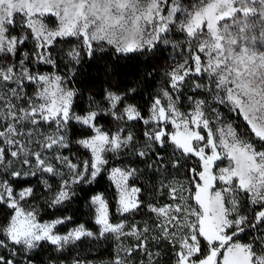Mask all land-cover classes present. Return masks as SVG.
Returning a JSON list of instances; mask_svg holds the SVG:
<instances>
[{
  "label": "snow or ice",
  "instance_id": "snow-or-ice-1",
  "mask_svg": "<svg viewBox=\"0 0 264 264\" xmlns=\"http://www.w3.org/2000/svg\"><path fill=\"white\" fill-rule=\"evenodd\" d=\"M169 32L184 36L188 54L166 73L169 86L153 96L148 118L135 104L118 109L127 94L108 90L104 95L108 108L94 109L97 101L90 99L87 109L76 111L78 90L68 85L85 57L93 60L109 50L124 58L159 55L164 51L161 45L179 46L166 38ZM29 40L32 46L26 48ZM56 44L67 46V51L61 47L54 56ZM61 52L66 61L59 58ZM41 66L54 71L41 70ZM193 75L205 80L194 85L204 90V98L187 97L190 110L182 112L179 96L174 97L171 89L179 92ZM135 91L129 89V93ZM221 106L241 117L245 127L238 130L232 122L225 123ZM101 113L117 121L155 122L157 127L144 132L148 141L161 146L170 141L184 157L196 158L188 169L194 188L169 185L175 203L148 205L159 220L158 234L151 239L172 245L171 264H264V0H195L189 4L182 0H0V204L11 209L0 221V264H35L45 244L62 253L84 238L109 235L117 240L136 238L135 245L123 249L125 256L147 251L148 226L141 230L123 220L112 222L108 201L101 194L91 197L98 231L79 224L62 234L57 226L71 217L41 223L35 208L26 210L20 203L34 195V188L18 192L14 188L22 178L36 177L38 172L59 178L48 201L55 208L72 199L74 185L92 183L109 162L106 153L134 143L131 132L121 135L125 129L114 134L104 131L98 124ZM73 123L91 130L75 141L90 152L79 163L61 151L69 148ZM168 123L175 131L169 133L160 126ZM134 154L142 158L147 152ZM222 158L229 163L217 171ZM178 165L179 160L172 167ZM136 171L111 169L110 178L118 189L115 211L121 216L142 206L137 197L141 190L129 187ZM39 182L52 190L48 179ZM243 203L254 206L250 215L241 214ZM246 231L253 236L241 242L237 237ZM147 254L153 264V254ZM125 256L118 250L108 264H128ZM48 264L65 261L50 259ZM68 264L94 261L77 254Z\"/></svg>",
  "mask_w": 264,
  "mask_h": 264
},
{
  "label": "trees",
  "instance_id": "trees-1",
  "mask_svg": "<svg viewBox=\"0 0 264 264\" xmlns=\"http://www.w3.org/2000/svg\"><path fill=\"white\" fill-rule=\"evenodd\" d=\"M166 37H168V34ZM105 47L107 48L106 45ZM160 47H162V45ZM164 58V52H161L159 55L147 53L144 56L134 55L124 58L111 54L110 50L109 54L103 57L98 56L93 60H89L85 57L82 64L77 66L78 74L72 81V84L77 86L78 90L75 101L77 105L76 110L81 111L82 109H87L90 105V99H95L97 101V105H92V107L99 106L102 103L105 89L112 87L127 92L128 98L136 103L141 110L142 116L146 118L149 100L154 86L160 79L159 67ZM133 88L136 89L135 93H129V89ZM223 110L227 114V117L229 116L238 128L245 127L241 117L237 116L235 113L228 112L224 107ZM98 121L107 123V115L101 114ZM136 122L139 123L140 126L144 124L142 120ZM89 132V129L75 123H73L69 131L71 138ZM249 135L251 134L249 133ZM253 139L255 138L253 137ZM134 148L135 147L131 149L129 147L123 148L119 152L112 153L108 160V164L104 166L101 173L92 183L76 185L73 190L76 194L72 199L55 208H50L48 206L51 193L39 182V179H36V177L31 176L22 178L15 185L20 186L27 183L32 185L34 188V195L30 198L40 207V218L53 217L56 215L72 218L71 221L58 225L57 230L64 231L70 225L77 222H82L87 227L97 230V226L94 224L93 220L94 210L89 200L91 194L101 191L108 201L111 218L117 216L115 212L116 189L107 175L108 165H110L111 162L132 164L137 170L134 181L139 185L141 190L152 191L153 188L151 185H157L158 181L164 178L160 171L157 170L160 164L158 161L167 156L173 157L176 153L175 150L165 145L161 146L155 143L152 152L150 154L147 153L145 157L141 158L134 154L136 152ZM183 166L184 172L191 178V173L188 169L193 167L194 163L189 161L184 163ZM192 188H194L193 184ZM139 196L143 203L144 194L140 193ZM243 207L248 209V214L250 215V209L254 206L244 203ZM140 208L142 209L140 214L135 213L134 215H129L127 218L132 219V216L151 218L152 213H144L143 204ZM9 213H11V209H8L6 205L0 204V221H3L5 215ZM250 236L252 237L253 233L251 231H246L245 233L239 234L237 238L247 239L250 238ZM124 240H128L129 244L121 248L118 240L111 235L107 238L99 239L84 238L82 241H78L75 247L69 246L65 248L62 253L54 252L51 245L45 244L44 248L38 250L35 264H48L50 259L57 262L63 260L65 264H68L73 256L77 254L80 256H87L89 260L94 261V264H108L110 260L114 259V254L118 250L121 256H125L123 249L133 246L136 243V239L131 236H127ZM172 248V245L167 241L157 242L149 237L146 252L137 250L134 251L131 256H125V258L128 260V264H150V259L147 254L150 252L153 254L151 258L153 264H171L173 256ZM156 253H159V256L155 255Z\"/></svg>",
  "mask_w": 264,
  "mask_h": 264
},
{
  "label": "rangeland",
  "instance_id": "rangeland-1",
  "mask_svg": "<svg viewBox=\"0 0 264 264\" xmlns=\"http://www.w3.org/2000/svg\"><path fill=\"white\" fill-rule=\"evenodd\" d=\"M182 2L184 4H189V3H195V0H182ZM46 22L50 23V26H51L50 21H46ZM13 34H16V33H13ZM166 38L173 41L174 43H177L179 46L173 48L172 45H167V46L162 45V47H161L164 49L163 52L165 53V58L162 60L161 66L159 67L160 79L157 81V84L154 86V88L152 90L151 98L149 100V104L147 107L148 112H147L146 118H148V116H149V107L152 103L153 96L155 94L160 93L162 88H167L169 86L168 85V77H167L166 73H168L171 70V68H173L177 63H181L183 61V59L188 54L186 52V45L183 43L184 42V36L182 34L169 32L168 37H166ZM31 46H32V41L29 40L25 47L31 48ZM61 47H64L65 52L67 51V46H64L62 44H56L53 48V55L54 56L57 55V52H59ZM59 58H62V61L67 60V56L64 54V52L60 53ZM41 70L54 71V69H52L50 66H41ZM65 70L66 69H64V67H63V62H61L59 71L61 73H63ZM204 82H205V80H202L199 77L193 75V76L188 77L186 79V82L180 86L179 92H177L175 89H171L174 97L179 96V100L177 101V104H178V107L180 108V111L188 112L190 110V102L187 99V97L194 96L197 99L204 98V90L194 88V85L196 83H204ZM68 86L77 89V86L73 85L72 83H70ZM106 90L116 92L118 94H127V92L120 91V90L114 89L112 87H108L105 89V91ZM29 91H31V89H29ZM127 103H131V104L136 105V103L134 101L130 100L128 98V95H126V99L124 100V102L117 106L118 109H122L124 104H127ZM164 103H167V101L164 100ZM99 107H102L105 109L109 107V104L107 101L104 100V97H103L102 103L99 105ZM93 108L96 109L97 106L93 107ZM219 110L222 113H224V116L226 118L225 123H227L229 121L233 123L232 119L229 116L227 117V114L223 110L222 106L219 108ZM76 111L79 112L78 110H76ZM101 114L106 115L104 113H101ZM107 117H108L107 123L98 121V124L103 128L104 131H107L110 134H114L120 129H125L126 131L122 132L121 135H126L128 132H131L134 136V143L131 146H129L130 149L132 147H135L134 149H136V151L137 150H144L149 154L152 152V149H153L155 143L148 141L147 138L144 136V132L146 130H150L152 128L157 127L158 125L155 122H152L149 125L143 124V126H140L139 123H137L136 121H117V120L113 119V117L110 115H107ZM233 125L236 126L234 123H233ZM160 126H163L165 128V130L169 133L175 131V129L173 128V126L170 123L162 124ZM239 129H243V127L238 128V130ZM139 133H141V134H139ZM90 134H91V130L87 134L78 135V136H74L71 138V134L69 133V136H68L69 148L61 150L63 155L68 156L70 159H72V161L74 163H79L85 159H88L90 157V152L88 150L84 149L83 147H81L80 145L76 144L75 141L82 138L85 135H90ZM165 146L174 150V147L171 145L170 141L166 142ZM175 152L176 153L173 157L167 156L165 158H161L158 161V163H160V164H159L157 170L160 171V173L162 174V177H164V178H161L158 181L157 185H155V186L151 185V187L153 188L152 191L151 190L150 191L141 190L139 185L134 181V177H136V176H133L129 179V187L134 186V187H137L141 190L139 193H137V197L140 201H141L140 196H139L140 193L144 194V202L142 203V201H141V203L143 204V211L145 214H147L148 212L151 213L149 208H148L149 204L165 205V204H169V203H175L169 196V185L179 187L182 184L185 189H188L190 187L192 188V184L190 183L191 178H189L186 175V173L184 172V170H183L184 166L183 165H184V163L189 162V161H192V163H194L196 158L195 157L186 158L178 150H175ZM111 154H112L111 152L106 153L105 158L107 160H109V158L111 157L110 156ZM48 155H51V153H49ZM177 160H179V165L176 168L172 167V164ZM228 163L229 162L226 158H222L221 161H217V164H216L217 171L219 168L227 166ZM16 167L19 168L18 162L16 164ZM115 167H120L122 169H128V168L135 169V167L132 164L121 163V162H111V164L108 165L107 175H108L109 179L111 180V182L113 183V185L116 189V199H115V209H116L117 200H118V189L116 187L115 182L110 178L111 169L115 168ZM25 170H27V169H25ZM62 170L66 171V169H62ZM136 174H137V171H136L135 175ZM28 177H31V176H28ZM36 179H39V180L40 179H48L49 180V183L52 184V190L50 191V193H51L50 199H51V197L53 196V194L56 192V190L58 188L59 178H53V177L49 176L48 174L41 176V174L38 172ZM75 186L76 185L73 186V190H74ZM217 186L218 187L221 186L219 182H217ZM24 187H32V185L29 183L24 184V185H20V186L14 185V188L17 192L21 188H24ZM97 194H101L104 197V199H106L105 195L101 191H97V192H94L93 194H91V196L89 198L90 203H91V197L94 195H97ZM184 195L188 196L189 193L186 191L184 193ZM241 199L243 200L245 198L243 196H241ZM20 203H21V206L23 208H25L26 210H32L33 208H35L37 210V219L41 223L51 221V220H54L56 218L64 217V216L56 215L53 217L40 218L39 217L40 207L37 204H35L31 200L30 197L26 198L24 201H21ZM188 203L194 206L195 202L193 200H189ZM243 205H244V203L241 205V214H248V209H246V207H243ZM92 207L94 210L93 205H92ZM141 211H142V209L140 208L138 211H136L132 214H124L123 216H121L120 214L117 213L116 214L117 216L115 218H112V222L115 223V222H120L121 220H123L127 226H131V225L135 224L141 230L147 225L149 228V233L147 234L148 237L151 238L155 234L157 235L158 230L156 229V224L159 223V220L157 219V217L154 213H152L151 218H148V217H146V218L142 217L141 218L138 216H132V219L127 218L129 215H134L135 213L140 214ZM79 224H83V223L77 222V223L70 225L64 231H59V230L58 231L62 234L66 233L69 229L74 228L75 226H77ZM139 224H140V226H139ZM127 226L125 228V231H128ZM93 231H98V226H97V230H93ZM126 237L127 236L121 237L118 240V243H119L121 248H123L125 245L129 244L128 240H124V238H126ZM131 237H133V236H131ZM133 238L136 239L135 237H133ZM250 238H251V236H250ZM250 238H247V239L237 238V239H239L241 242H248ZM172 250L174 252L173 248H172Z\"/></svg>",
  "mask_w": 264,
  "mask_h": 264
}]
</instances>
